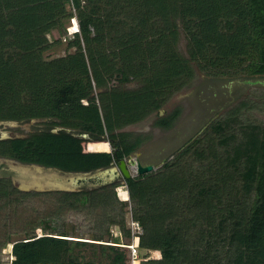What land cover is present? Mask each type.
I'll return each mask as SVG.
<instances>
[{
    "label": "trees",
    "instance_id": "1",
    "mask_svg": "<svg viewBox=\"0 0 264 264\" xmlns=\"http://www.w3.org/2000/svg\"><path fill=\"white\" fill-rule=\"evenodd\" d=\"M68 4L83 46L46 59L47 34L72 15ZM195 67L262 77L264 0H0V121L50 119L0 138V156L71 172L119 163L147 138L126 125L153 111V124H174L180 105L160 108ZM256 108L264 111V88L235 101L153 170L124 178L128 199L116 183L25 191L2 174L0 250L11 242L10 264H123L127 248L97 241L119 242L110 224L130 237L129 205L141 227L138 245L160 252L144 253L141 264H264V124L251 116ZM30 194L56 196L50 219L92 213L96 241L68 238L48 220L11 240L14 204Z\"/></svg>",
    "mask_w": 264,
    "mask_h": 264
},
{
    "label": "rangeland",
    "instance_id": "2",
    "mask_svg": "<svg viewBox=\"0 0 264 264\" xmlns=\"http://www.w3.org/2000/svg\"><path fill=\"white\" fill-rule=\"evenodd\" d=\"M71 16L62 21V24L58 29H53L47 34L51 45L43 52V56L46 59L52 57L61 56L67 53H72L78 45L83 46V39L79 35V22L75 9L71 4L67 5ZM121 11V10H120ZM118 13L121 17V12ZM116 14V16L118 15ZM77 33V34H76ZM178 49L181 53L186 55V37L182 30H180L178 38ZM196 68V67H195ZM230 78L227 76H211L199 69H195V74L189 80V82L182 88L172 92L160 108L161 112L170 110L174 105H180L181 113L173 126L169 129H163L156 127L153 124V119L158 113L157 111L147 113L140 120L126 125L124 128L140 132L142 135H147V145L143 149L146 151V158L150 160L159 161L162 156H171L172 152L177 149L185 138L193 131L196 132L197 128L201 126L212 114V110L222 111L225 107L224 103L234 96V92L241 88V85L237 82L231 81L230 91L226 90L224 86L226 80ZM233 78V77H231ZM230 78V79H231ZM115 83V80H112ZM111 81V82H112ZM95 80H93L94 84ZM262 87H251L250 90L254 93H258ZM97 88H95L96 92ZM221 92L222 97H216ZM218 102V103H216ZM264 111L256 108L251 116L262 120L264 122ZM50 123L49 118H34L27 120H10L0 126V132H5L7 135H26L32 127H38ZM193 133V134H194ZM149 142V143H148ZM111 147L104 151H110ZM132 167L130 166V169ZM156 168V167H155ZM7 173L10 175L11 183L21 190L25 191H43L39 188H57L50 185V181L55 183H61L62 185H56L60 187H75L77 185L76 178L62 172L56 168L44 167L38 164L23 163L8 157L0 156V173ZM56 175L57 178H51L52 175ZM85 174H82L84 176ZM132 175L136 176L137 173L132 171ZM81 176V177H82ZM88 175L84 176L87 179ZM41 177V180L38 179ZM81 177L77 179H82ZM71 180V181H70ZM76 180V182L74 181ZM115 190L122 199H128V192L126 189L125 181L115 182ZM48 190V189H45ZM59 190V189H57ZM56 200V196L53 194H30L24 198H21L14 204V211L11 213L13 218L9 221L10 239H17L25 236V231L30 230L31 226L40 221H45L50 224H58L60 229H65L72 238H80L87 241H96L92 239V234L95 231L96 220L92 213H84L73 210L62 211L58 216L53 219L47 218L48 210L52 209ZM126 206L125 222L126 226H129L130 211ZM9 213L1 214V217L8 216ZM4 219V218H3ZM2 219V220H3ZM0 220V222L7 220ZM15 221V222H14ZM26 229V230H25ZM43 229L41 227L35 228V233L41 234ZM110 231L113 235L119 237V242L122 240H128V237L121 234V231L114 224H110ZM108 239V238H106ZM104 243H113L114 241L101 240ZM90 247H84V251L89 254ZM143 252L146 249L140 248ZM150 257L160 256L159 250H151L149 252ZM13 256L11 255V242L7 243L0 250V260L3 264H10Z\"/></svg>",
    "mask_w": 264,
    "mask_h": 264
},
{
    "label": "flooded vegetation",
    "instance_id": "3",
    "mask_svg": "<svg viewBox=\"0 0 264 264\" xmlns=\"http://www.w3.org/2000/svg\"><path fill=\"white\" fill-rule=\"evenodd\" d=\"M224 76H226V75H224ZM227 77H230V78L233 77V78H231V79L228 78L226 80L227 82H225V84H224V86L226 85V88H227L226 90H228V91L231 90L230 89V84H231L230 82L231 81H234V82L239 83L241 85V88L238 89V91L234 92V96L231 95V98L224 103L223 106L225 108L222 111H220L218 109L217 110H212L211 111L212 114L209 115V118L201 126H199V128H197V130H196L195 133L193 131L191 134H189L185 138V140H183V142L180 145H178V147H176L177 149L182 144H184L187 140H189L191 137H193L196 133H198L209 121H211V119H213L215 116H217L220 113H222L224 110H226L231 104H233L238 99L244 98V97H251V99H256V95H258V93L256 94V93H254V91L250 90L251 87L254 86V87H262V88H264V75L262 77H257V78H249V77H245L243 75H236V76L234 75V76H227ZM247 80H262V83H259V82H257V83H249V82H247ZM222 96H223V94L221 92H219L216 97H222ZM216 103H218V102H216ZM174 106H176V105H174ZM254 110L255 109H253L251 112H253ZM153 112H155V111H153ZM163 113L164 112L159 111V114H163ZM180 113H181V110H180ZM180 113H179V115H180ZM263 114H264V112H263ZM156 116H157V114L155 115V117ZM14 121H16V120H14ZM260 121H262V120L260 119ZM6 122L7 121H0V126H2L4 123L6 124ZM263 124H264V122H263ZM154 126L162 128L161 126H158V125H155V124H154ZM171 127H169V128H171ZM35 128H37V127L36 126L35 127H32V129L29 130L28 132L34 130ZM169 128H166V129H169ZM163 129H165V128H163ZM14 136H24V135H7V136H1V132H0V138L14 137ZM147 140H149L148 137L144 141H142V143L132 153H130L125 158L126 159V162H127V166L129 167V169H130V166L132 167L130 169L131 176H132V171L133 172H136V164H133L132 163L133 161L139 160L142 165H145V164H148V163H153L154 165H157L158 166L159 164H161L165 160V158H167L169 156L168 155V156L165 157V155H164V156H162V158L159 161L150 160L149 158H146V156H145L146 155V151H144L143 149H145L144 147L147 145V142H146ZM11 159H13V158H11ZM14 160H17V159H14ZM17 161H19V160H17ZM20 162H22V161H20ZM23 163H27V162H23ZM28 164H36V163H28ZM118 164L119 163H114V162L112 163L111 162L107 166L99 167V168H96V169H93V170L83 171V172L64 171V170H61L59 168L51 167V166H44V167H46V168L47 167L56 168V169H58V170H60L62 172H66L67 174L72 173L74 175H77V174H81V175L82 174H85L84 176L88 175L89 176L88 179L86 177H84V176L81 177L82 179H77L76 178L77 185H75V187H60V188L57 187V188H54V189H59V190H76V189H79V188H82V187H89L90 188V187H93V186H96V185H100V184L115 183L117 181H120V182L123 181L124 180V176H123V173L121 172V169L119 168V165ZM38 165H40V164H38ZM41 166H43V165H41ZM105 169L107 170L106 173L101 174L100 172L102 170H105ZM2 174H4V172L3 173L1 172L0 173V176ZM5 174H7V173H5ZM7 175L10 178V175L9 174H7ZM76 180H75V182H76ZM39 189L40 190H43V191L54 190V189H51V188H39ZM45 189H48V190H45Z\"/></svg>",
    "mask_w": 264,
    "mask_h": 264
},
{
    "label": "built area",
    "instance_id": "4",
    "mask_svg": "<svg viewBox=\"0 0 264 264\" xmlns=\"http://www.w3.org/2000/svg\"><path fill=\"white\" fill-rule=\"evenodd\" d=\"M128 225H129L128 227L130 228V237H128V240H122L121 237L120 242H114V243L127 248V259L123 264H141V260L145 257L144 256L145 251L149 252L151 251V249H146L143 252L140 250L141 247L138 245V234L141 231V227L138 221L132 218L131 213L129 216ZM147 256H149V254ZM91 264H97V263H91Z\"/></svg>",
    "mask_w": 264,
    "mask_h": 264
},
{
    "label": "water",
    "instance_id": "5",
    "mask_svg": "<svg viewBox=\"0 0 264 264\" xmlns=\"http://www.w3.org/2000/svg\"><path fill=\"white\" fill-rule=\"evenodd\" d=\"M247 82H249V83H257V82L262 83V80H247ZM81 134L83 136H86V133H81ZM1 136H7V134L5 132H2ZM132 163L136 164V173H143V172L151 171L157 166V165H154L153 163H148V164L142 165L139 160L133 161ZM118 165H119V168L121 169V172L123 173L124 178L131 176V171H130L129 167L127 166V162H126L125 158H122L119 161ZM106 171L107 170L105 169V170H102L100 173L103 174V173H106ZM70 174L73 175L72 173H70ZM81 176H82L81 174H77L74 177L79 178ZM58 184L62 185L60 182L55 183L53 181H50V185H52V186L58 187V186H56ZM68 238H72V237H68ZM74 239H80V238H74Z\"/></svg>",
    "mask_w": 264,
    "mask_h": 264
},
{
    "label": "bare ground",
    "instance_id": "6",
    "mask_svg": "<svg viewBox=\"0 0 264 264\" xmlns=\"http://www.w3.org/2000/svg\"><path fill=\"white\" fill-rule=\"evenodd\" d=\"M51 178H57L56 175H52ZM39 180H41V177H38ZM12 246V245H11Z\"/></svg>",
    "mask_w": 264,
    "mask_h": 264
},
{
    "label": "crops",
    "instance_id": "7",
    "mask_svg": "<svg viewBox=\"0 0 264 264\" xmlns=\"http://www.w3.org/2000/svg\"><path fill=\"white\" fill-rule=\"evenodd\" d=\"M97 242H101V241H97ZM111 244H113V243H111ZM115 244V243H114ZM115 245H117V244H115ZM93 263H97V262H93ZM89 264H91V263H89ZM99 264V263H98Z\"/></svg>",
    "mask_w": 264,
    "mask_h": 264
}]
</instances>
